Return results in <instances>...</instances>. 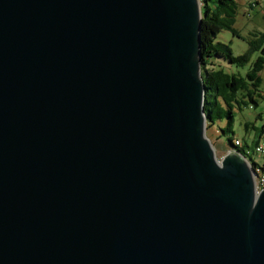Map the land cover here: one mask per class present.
<instances>
[{
    "label": "water",
    "instance_id": "1",
    "mask_svg": "<svg viewBox=\"0 0 264 264\" xmlns=\"http://www.w3.org/2000/svg\"><path fill=\"white\" fill-rule=\"evenodd\" d=\"M198 0H0V264H264V189L205 137Z\"/></svg>",
    "mask_w": 264,
    "mask_h": 264
},
{
    "label": "trees",
    "instance_id": "2",
    "mask_svg": "<svg viewBox=\"0 0 264 264\" xmlns=\"http://www.w3.org/2000/svg\"><path fill=\"white\" fill-rule=\"evenodd\" d=\"M236 1H199V69L203 86V112L206 128L216 121H223V127L219 128L223 135H232V117L235 110L255 106L256 98L264 97V90H259V72L264 68V30L254 29L241 36L233 28L237 13ZM221 31H227L243 41L246 45L245 51L239 56L232 55L226 44L215 40ZM263 129L264 127L261 131ZM233 139L228 137L226 140L233 150L232 153L246 158V143L240 140L242 146L235 148L232 145Z\"/></svg>",
    "mask_w": 264,
    "mask_h": 264
},
{
    "label": "rangeland",
    "instance_id": "3",
    "mask_svg": "<svg viewBox=\"0 0 264 264\" xmlns=\"http://www.w3.org/2000/svg\"><path fill=\"white\" fill-rule=\"evenodd\" d=\"M258 2V4L250 5L251 8H248L245 6L246 2L244 0L236 1L237 13L233 28L241 36H245L254 29L257 31L264 30V3ZM215 40L226 44L234 56L241 55L246 49L243 41L227 31L218 33ZM259 77L261 80L259 90L262 92L264 90V68L259 72ZM232 119V135H223L219 132V128L223 127V121H216L205 129V137L214 149L216 160L219 161L223 156L218 146L225 147L226 140L229 137L244 141L247 145L246 158H250L255 165H260L261 159L253 153V144L258 140L261 128L264 127V97L256 98L255 106L241 107L240 110H235Z\"/></svg>",
    "mask_w": 264,
    "mask_h": 264
},
{
    "label": "built area",
    "instance_id": "4",
    "mask_svg": "<svg viewBox=\"0 0 264 264\" xmlns=\"http://www.w3.org/2000/svg\"><path fill=\"white\" fill-rule=\"evenodd\" d=\"M258 1L264 2V0H258ZM232 145L235 148H240L242 146L241 141L237 138L233 139ZM228 152L232 153L233 152L232 148ZM253 153L258 158L261 159L260 165H255L250 158L249 159L245 158V159L247 160L249 165L253 167V170L255 172V177L253 178L252 186H253L254 196H257L264 189V129L260 132V136L253 146Z\"/></svg>",
    "mask_w": 264,
    "mask_h": 264
},
{
    "label": "crops",
    "instance_id": "5",
    "mask_svg": "<svg viewBox=\"0 0 264 264\" xmlns=\"http://www.w3.org/2000/svg\"><path fill=\"white\" fill-rule=\"evenodd\" d=\"M245 2H246L245 6H247L248 8H251L250 5H254V4H258L259 3L258 0H247ZM218 148L221 150L222 154L224 155L225 154V151H226L225 147L218 146Z\"/></svg>",
    "mask_w": 264,
    "mask_h": 264
}]
</instances>
